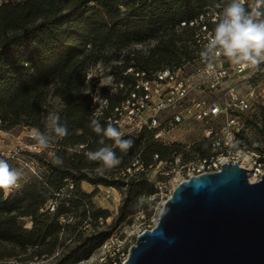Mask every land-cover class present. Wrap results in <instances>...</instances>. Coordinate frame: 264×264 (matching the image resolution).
<instances>
[{
    "label": "trees",
    "instance_id": "trees-1",
    "mask_svg": "<svg viewBox=\"0 0 264 264\" xmlns=\"http://www.w3.org/2000/svg\"><path fill=\"white\" fill-rule=\"evenodd\" d=\"M227 0H4L0 2V124L4 130L17 125L36 129L43 127V105L50 89L61 103L57 116L66 124L68 135L58 137V148L51 156L26 152V159L37 164L36 174L18 181L19 187L8 195L0 191V244L10 251L0 250V264H27L28 258H7L36 248L35 256H52L60 235L70 222L61 225L60 216L70 220L78 214L80 221L105 220L108 210L90 211L92 194L81 190V182L113 186L122 189L117 222L128 221L142 197L155 193L152 183L141 174L116 177L115 180L99 175L102 166L89 161L84 155L104 145L92 130L89 115L90 93L84 91L85 75L90 66L99 63V57L109 49L122 50L131 45L154 41L146 54L129 58L123 70L133 66L155 70L178 65L191 57L193 41L189 22L201 13L221 10ZM221 4L217 8L216 4ZM247 7V6H246ZM185 23V26H181ZM122 71V70H121ZM109 104L119 101L117 93L108 98ZM102 125L107 123L99 118ZM254 130L264 132V106L260 110L259 125ZM132 138V137H124ZM134 146L123 153L115 148L122 160L118 173L136 156L146 164L153 163V155L165 160L179 152L174 145L155 141L152 133L144 131L140 138H132ZM105 144L113 145L105 138ZM82 145L80 149H74ZM253 149L251 144H248ZM60 147L61 150H60ZM74 151L69 154L68 149ZM190 150L205 157L210 144L193 143ZM259 152L264 150L255 149ZM25 152V151H22ZM24 154V153H23ZM24 154V155H25ZM69 154V155H68ZM176 154V153H175ZM59 156L63 163L53 162ZM182 156V155H181ZM185 159V156H182ZM264 161V159H260ZM56 208L49 211L48 203ZM28 218L30 227L21 224ZM76 224H80L76 223ZM73 234L56 256L47 264H76L88 258L108 239L109 232L100 231L83 235L72 227ZM76 230V231H75ZM13 250V251H12ZM28 260V261H27Z\"/></svg>",
    "mask_w": 264,
    "mask_h": 264
},
{
    "label": "built area",
    "instance_id": "built-area-1",
    "mask_svg": "<svg viewBox=\"0 0 264 264\" xmlns=\"http://www.w3.org/2000/svg\"><path fill=\"white\" fill-rule=\"evenodd\" d=\"M253 2L246 0V6L251 7ZM221 11L207 10L189 22L194 51L187 60L155 70L128 66L121 71L112 87L94 86L88 91L91 95L90 117L111 122L123 133V138H140L142 132L149 131L153 139L163 145L181 147L183 144L180 141L185 140H191V144L205 140L210 144V153L205 157L195 155L183 159L173 151L165 160H158V154H154L153 163L150 164L139 156L129 162L122 176H144L153 184L156 191L151 196H159L158 206L161 207L179 182L191 176L218 171L228 161H236L244 167L249 180L254 177L256 181L264 176V161H260L264 159V151L259 152L248 146L253 129L259 125L260 110L264 106V62L255 67L237 65L221 55L209 67L199 55ZM185 25L181 23V26ZM91 67L86 71V83L91 78ZM115 93L119 95V101L110 105L108 98ZM30 129L28 137L34 142L15 149L8 157L18 159L17 155L22 151L37 154L49 151L53 154V150L58 148L54 144L45 150L36 147L33 137L38 131ZM82 147L79 145V148ZM28 162L34 166L32 161ZM150 169L158 172L161 179L153 178L149 174ZM106 196H110L109 192ZM48 208L54 211L55 201H50ZM160 209L150 218L147 227L127 233L125 240L129 238L135 242L140 232L153 228ZM70 221L68 216L58 219L61 225ZM111 239L106 240L101 248H106ZM133 244L126 250L121 244L117 249L118 254L106 256L104 263L122 264ZM107 252L110 250L107 249Z\"/></svg>",
    "mask_w": 264,
    "mask_h": 264
},
{
    "label": "water",
    "instance_id": "water-1",
    "mask_svg": "<svg viewBox=\"0 0 264 264\" xmlns=\"http://www.w3.org/2000/svg\"><path fill=\"white\" fill-rule=\"evenodd\" d=\"M122 264H264V176L228 161L182 180Z\"/></svg>",
    "mask_w": 264,
    "mask_h": 264
},
{
    "label": "rangeland",
    "instance_id": "rangeland-1",
    "mask_svg": "<svg viewBox=\"0 0 264 264\" xmlns=\"http://www.w3.org/2000/svg\"><path fill=\"white\" fill-rule=\"evenodd\" d=\"M4 0H0L2 2ZM229 3V0L226 1ZM155 42L150 41L142 44L131 45L122 50H112L109 49L100 55L99 63L93 65L90 68L91 78L87 80L85 83L84 91L88 93L94 86L98 87H112L114 81L119 77L121 70H123V66L125 64H131L133 61L129 60V58L137 57L140 54H146L147 50L154 46ZM61 109L60 100L52 94V89L46 95L45 102L43 105V127L39 132H49L51 128L52 121L59 110ZM31 129L24 125H17L9 130H4L0 124V159L6 160L11 167L19 169L22 173V178L19 180L22 181L24 179H28L33 175V171H37V164L34 163V166L29 164V160L26 159V151L20 152L16 158H10L7 155H10V152L14 151L17 148H23L25 145L34 142V140L29 139V133ZM252 140L250 144L253 146V149L264 150V132L260 130H254L252 134ZM60 138L56 137L52 140L51 144L58 146V142ZM191 140L180 141L181 147H178V156H185V159L192 158L195 156V152L190 150ZM191 144L189 147H186L185 144ZM60 146V145H59ZM62 147H60L61 150ZM50 149V148H48ZM68 149V148H67ZM74 149H80L79 146ZM73 148H69V154L74 151ZM53 150V149H52ZM55 150V149H54ZM53 150V151H54ZM25 155H24V154ZM47 156H51L52 154L49 151H45ZM68 154V155H69ZM182 158V157H181ZM123 167L122 160L120 159V163L112 168V169H104L103 166L98 167L95 172L99 175H103L108 179L115 180L116 177L122 176L121 173H118L119 170ZM160 169H157L159 171ZM149 174L153 176L155 179L159 178V173L154 169H150ZM81 190L83 192L92 194L90 211H94L96 209L108 210L109 216L105 220H97V223H94L92 220H83L80 221L78 217V213L73 219L70 221L69 228H66L63 233L60 235L59 244L56 248L55 252L52 256L44 257L40 255L38 258L34 254V250L36 248L26 249V252L22 253V251L14 250L19 255L14 258L9 259L8 262H16L17 258H28L29 263L27 264H47L52 260L54 256L58 254V252L62 249L65 244H68L70 241V237L73 234L72 227L74 224L76 225V230H82L83 235H88L92 232H100L107 231L109 232V238H112L108 241L106 248L98 247L93 253L86 259L81 260L76 264H105L104 260L106 256H114L113 253H117V249L120 248V245L123 244L125 246V250L134 243L133 240L129 238L126 239V234L130 233L136 229H142L147 227L148 221L150 218L157 214L161 206H158L159 196L155 198L150 196L142 197L139 205L133 210V213L130 217H128V221L117 222L116 218L118 215V208L122 198V189L113 186H102V185H92L87 182H81L80 184ZM109 192L110 196L107 197L106 193ZM20 222L22 225L26 227H30V222L28 218H20ZM80 224H76L79 223ZM75 230V231H76ZM107 239V240H108ZM107 249L110 252H107ZM1 251H10L9 246H5L4 244H0ZM13 251V250H12ZM58 251V252H57ZM11 252V251H10ZM107 254V255H105ZM118 254V253H117ZM110 256V257H111ZM104 258V259H103ZM28 261V260H27Z\"/></svg>",
    "mask_w": 264,
    "mask_h": 264
},
{
    "label": "clouds",
    "instance_id": "clouds-1",
    "mask_svg": "<svg viewBox=\"0 0 264 264\" xmlns=\"http://www.w3.org/2000/svg\"><path fill=\"white\" fill-rule=\"evenodd\" d=\"M216 7L222 6L218 3ZM199 55L209 67L221 55L237 65L255 67L264 62V0H254L251 7H246V0H229L218 14L217 23ZM90 126L100 137L99 144L104 146L87 151L84 155L89 161L100 162L104 169L116 167L120 159L115 148L127 153L134 146V139L123 138V133L111 122L105 126L98 119H92ZM67 135L66 124L60 123L57 116L53 119L49 132H37L33 138L36 147L45 150L51 146L54 138ZM105 138L111 139L113 145L105 144ZM53 162L57 165L63 163L59 156H54ZM21 178L19 169L0 159V191L8 195L20 186L18 181Z\"/></svg>",
    "mask_w": 264,
    "mask_h": 264
},
{
    "label": "bare ground",
    "instance_id": "bare-ground-1",
    "mask_svg": "<svg viewBox=\"0 0 264 264\" xmlns=\"http://www.w3.org/2000/svg\"><path fill=\"white\" fill-rule=\"evenodd\" d=\"M255 179H254V177H250V181H254Z\"/></svg>",
    "mask_w": 264,
    "mask_h": 264
}]
</instances>
